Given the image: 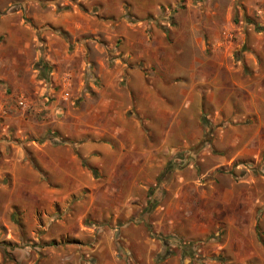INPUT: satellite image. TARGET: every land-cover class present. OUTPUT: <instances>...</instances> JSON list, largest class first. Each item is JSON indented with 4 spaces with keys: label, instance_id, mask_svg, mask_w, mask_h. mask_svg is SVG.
<instances>
[{
    "label": "rangeland",
    "instance_id": "1",
    "mask_svg": "<svg viewBox=\"0 0 264 264\" xmlns=\"http://www.w3.org/2000/svg\"><path fill=\"white\" fill-rule=\"evenodd\" d=\"M241 2L0 0V264H264V107L234 60L236 24L260 21ZM90 139L139 151L113 171ZM72 153L101 186L78 189Z\"/></svg>",
    "mask_w": 264,
    "mask_h": 264
},
{
    "label": "crops",
    "instance_id": "2",
    "mask_svg": "<svg viewBox=\"0 0 264 264\" xmlns=\"http://www.w3.org/2000/svg\"><path fill=\"white\" fill-rule=\"evenodd\" d=\"M241 6L243 8V10H247V13H252L254 16H256V18L260 21V26L258 28H255V26H253L254 28L252 29L251 25L252 22L250 20L247 19V16H245L244 20L245 22L248 20L251 24L249 25H238L236 24V44L240 45L242 44L241 48H239V50L236 51L235 55H236V59L234 60H238V62H241V60H243L244 62L242 64H252L253 65V70H255L254 72V76H255V84H254V91H249L250 93V97H252V102H250V104L252 106H254V109L258 112L262 111L261 109H257L255 108L256 106H260V107H264V0H242L241 2ZM239 7V6H238ZM216 12V11H215ZM239 26V28H238ZM249 34V35H247ZM221 40V38L216 37V43L215 44H223V42L219 43V41ZM225 43V42H224ZM56 58H54V60H51L53 63H60L59 66H61V62H63V60H55ZM247 60V61H245ZM100 62L99 65L103 64L102 61H98ZM7 63V61L5 60L4 65ZM40 63V68L39 70L43 73H45V76H47V71L49 69V71L52 69L51 66H49L44 60H41L40 62H37V65ZM55 67L58 65L53 64ZM41 66H47V70L45 71V68L43 67V71ZM104 74H101L100 72L97 73V77H103V78H108V76H111V71L109 69L104 70ZM53 73H56L55 71ZM89 74V73H88ZM96 75V74H95ZM228 77L226 78L227 80H232L233 79V74H227ZM44 76V77H45ZM89 77L92 78L94 77V74L92 72H90ZM93 80L98 82V78H92ZM86 80H88V75L86 77ZM86 91V90H85ZM253 93V94H252ZM88 94V93H86ZM248 102V101H246ZM245 104V101L243 102ZM247 104V103H246ZM94 110V115H97L100 113V108L95 107ZM92 112V110L87 109V113L90 114ZM96 118L94 120V122H96ZM102 141H96V139H90L88 140L85 144L84 147L82 149V154H83V158H88L91 157V161L94 162H99L101 165L106 161V157L108 155V158L110 160L109 165L110 167H113L114 170H117L116 167L117 165H119L120 162H122V160L125 158V156L128 153H133V152H137L139 151L138 144L134 143L132 140L127 141L125 144L121 143V148H120V152L117 153L116 151L112 150L111 147V141L106 142H102ZM118 151V150H117ZM141 151L143 152L144 149H141ZM103 153L104 157L101 156ZM53 154V153H52ZM110 155V157H109ZM71 159H73L75 161V169L77 170V173H75L74 175L76 176H80V178L76 179V186L78 187V189H81L83 186L84 187H90L91 189H95L101 185H97L95 184L94 181V177L91 174V172L83 167L80 166V164L78 165L76 160H79V158L77 157V154L74 155L73 153L71 154ZM139 160H141L139 158ZM137 163L138 160H132V162L130 164L133 165V163ZM121 164V163H120ZM130 166V165H128ZM128 168V167H127ZM65 169V168H63ZM164 170V169H163ZM163 170L161 171V173H163ZM65 171V170H64ZM112 171V172H113ZM65 175H68L67 173H64ZM158 174V173H157ZM69 176H73V175H69ZM86 178V183L84 184V181L82 178ZM108 187V186H107ZM77 189H74L73 191H76ZM106 193L107 190L105 189V191L103 190L102 196H101V200L102 199H106ZM131 199V197L129 198ZM105 201H103L102 203H104ZM128 205H130L129 208H127L125 210V215L126 217H131V215L133 214V207L134 204L132 202L128 203ZM97 208L100 211V216L103 217L104 216V212H106L108 215L111 214V212H115V210H113V207H111V205L109 204V207L106 206H101V207H97V205H94L91 207V210H93V208ZM116 211H118V208L116 209ZM88 212H85L84 215H86ZM116 213V212H115ZM117 218V217H116ZM148 220V212L143 214L141 216V218H136V223H143L145 221ZM129 223H133V218H128V220L126 221V224ZM77 235V234H76ZM80 237V236H79ZM78 237V238H79ZM113 238H109V240H112ZM110 250L105 251L102 249L99 250H91V253H87L88 256L90 254H92V257L88 260L85 261L82 264H104V262L102 263L100 261V259L98 257L102 256V254H106L109 258L107 263L110 264H119V261L121 260L119 257V253L111 248H109ZM96 258V259H95ZM106 264V263H105Z\"/></svg>",
    "mask_w": 264,
    "mask_h": 264
},
{
    "label": "trees",
    "instance_id": "3",
    "mask_svg": "<svg viewBox=\"0 0 264 264\" xmlns=\"http://www.w3.org/2000/svg\"><path fill=\"white\" fill-rule=\"evenodd\" d=\"M37 66H39V68H40V63H39ZM43 67L45 68V71L48 69L47 66H43ZM43 67L41 66L42 71L44 70ZM158 180H161V179H158ZM159 182H160V181H159Z\"/></svg>",
    "mask_w": 264,
    "mask_h": 264
}]
</instances>
